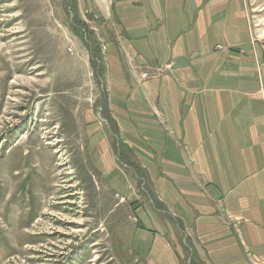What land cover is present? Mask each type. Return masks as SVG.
<instances>
[{"label": "crops", "instance_id": "1", "mask_svg": "<svg viewBox=\"0 0 264 264\" xmlns=\"http://www.w3.org/2000/svg\"><path fill=\"white\" fill-rule=\"evenodd\" d=\"M78 3L117 128L89 114L87 153L111 216L125 210L129 260L264 264V41L248 1Z\"/></svg>", "mask_w": 264, "mask_h": 264}, {"label": "rangeland", "instance_id": "2", "mask_svg": "<svg viewBox=\"0 0 264 264\" xmlns=\"http://www.w3.org/2000/svg\"><path fill=\"white\" fill-rule=\"evenodd\" d=\"M247 1L262 42L264 0ZM78 2L0 0V264H137L87 153L107 84Z\"/></svg>", "mask_w": 264, "mask_h": 264}, {"label": "trees", "instance_id": "3", "mask_svg": "<svg viewBox=\"0 0 264 264\" xmlns=\"http://www.w3.org/2000/svg\"><path fill=\"white\" fill-rule=\"evenodd\" d=\"M82 28L83 29H86V26L84 25V23L82 24ZM90 42L92 43V41L90 40ZM98 54V60L99 62L102 64L100 69L102 70L103 69V61H102V55H101V52L97 53ZM100 106L102 107V117L105 118L106 120H108V124L110 125L111 127V130L113 132V134H116L117 135V128L114 124V121L110 118L109 114H108V106H107V103H106V100L105 101H102Z\"/></svg>", "mask_w": 264, "mask_h": 264}, {"label": "built area", "instance_id": "4", "mask_svg": "<svg viewBox=\"0 0 264 264\" xmlns=\"http://www.w3.org/2000/svg\"><path fill=\"white\" fill-rule=\"evenodd\" d=\"M167 68V66H164V67H159L158 69H157V73L158 74H161L163 71H164V69H166ZM142 76L144 77V78H149L150 76H149V73H143L142 74Z\"/></svg>", "mask_w": 264, "mask_h": 264}, {"label": "water", "instance_id": "5", "mask_svg": "<svg viewBox=\"0 0 264 264\" xmlns=\"http://www.w3.org/2000/svg\"><path fill=\"white\" fill-rule=\"evenodd\" d=\"M102 109V108H101ZM100 117H102V113H100ZM106 121V120H105ZM107 122V121H106Z\"/></svg>", "mask_w": 264, "mask_h": 264}]
</instances>
